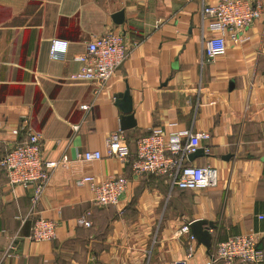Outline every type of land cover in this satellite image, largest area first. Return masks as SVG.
I'll list each match as a JSON object with an SVG mask.
<instances>
[{
    "label": "crops",
    "instance_id": "0c3cea01",
    "mask_svg": "<svg viewBox=\"0 0 264 264\" xmlns=\"http://www.w3.org/2000/svg\"><path fill=\"white\" fill-rule=\"evenodd\" d=\"M217 1L0 0V158L33 130L43 158L60 161L33 212L31 188H12L0 168V264H172L188 246L179 228L195 219L215 228L209 250L191 242L188 264H205L234 234L254 233L264 250V0H249L261 5L249 40L228 41L224 55L207 60L203 42L216 33L202 5ZM111 31L128 46L112 77L103 87L69 79L80 67L73 57ZM54 37L68 41L62 58H49ZM126 88L136 119L122 130L130 153L152 129L206 131L203 154L187 161L214 167L216 186L179 189L161 175L133 174L132 155H105L106 138L121 130L115 96ZM87 150L103 157L85 161ZM84 175L124 177L127 188L116 205L97 206L90 184L75 183ZM87 212L91 226L77 225ZM37 216L56 222L53 240L28 238Z\"/></svg>",
    "mask_w": 264,
    "mask_h": 264
},
{
    "label": "built area",
    "instance_id": "2783aa9c",
    "mask_svg": "<svg viewBox=\"0 0 264 264\" xmlns=\"http://www.w3.org/2000/svg\"><path fill=\"white\" fill-rule=\"evenodd\" d=\"M261 5L249 0H218L202 5V15L211 19L210 29L215 35L203 42L207 60L224 55L228 41L243 43L249 40L246 30L260 15ZM68 49V41L54 37L49 44L50 59L62 58ZM128 46L124 36L118 32H107L94 36L86 43L85 52L73 57L80 63L77 71L68 75L72 80L95 81L99 87L108 81L117 67L126 58ZM99 89V88H98ZM98 90H96L97 92ZM87 108V106H82ZM77 127V126H76ZM75 127V128H76ZM20 129L12 130L19 134ZM182 136L186 137L182 142ZM210 137L206 131L173 132L166 135L162 129H152L149 133L135 140V152L130 153L123 143L122 130L110 133L105 140V155L127 161L132 155L133 174L153 173L166 177L172 187L179 189H204L217 184V171L211 165H194L187 161V155L202 146ZM42 136L38 131L28 130L23 139L18 141L0 158V167L5 170L9 186L31 188L30 212L40 201L52 171L59 160H46L42 155ZM85 161L99 160L103 154L99 150H87L81 155ZM76 185L89 183L92 189V202L97 206H114L125 192L128 180L124 177H107L96 179L92 175L79 176ZM89 212L76 218L82 227H90ZM190 223V222H189ZM189 223L183 224L179 234H186L188 246L183 258L172 264H188L193 253L191 242L195 239L189 232ZM56 237V222L37 216L30 227L28 238L34 242L51 241ZM12 240L8 248H12ZM264 264V250L257 246L256 235L252 232L234 234L212 246L209 260L205 264Z\"/></svg>",
    "mask_w": 264,
    "mask_h": 264
},
{
    "label": "water",
    "instance_id": "95a60500",
    "mask_svg": "<svg viewBox=\"0 0 264 264\" xmlns=\"http://www.w3.org/2000/svg\"><path fill=\"white\" fill-rule=\"evenodd\" d=\"M124 20V13L122 10H118L113 14V21L116 24H121ZM116 104L120 107L122 115L120 117V129L127 130L133 128L136 125V119L132 110V100L129 94L128 88L123 92L118 93L116 96ZM203 154V148L196 149L195 152L187 155L188 160ZM190 234L194 239L203 244L208 250L212 245V236L209 230L215 228V224L212 221L206 219H195L188 225Z\"/></svg>",
    "mask_w": 264,
    "mask_h": 264
},
{
    "label": "trees",
    "instance_id": "16d2710c",
    "mask_svg": "<svg viewBox=\"0 0 264 264\" xmlns=\"http://www.w3.org/2000/svg\"><path fill=\"white\" fill-rule=\"evenodd\" d=\"M149 133V132H148ZM147 134V133H146ZM4 172H5V170L2 168V167H0ZM6 174V173H5Z\"/></svg>",
    "mask_w": 264,
    "mask_h": 264
}]
</instances>
